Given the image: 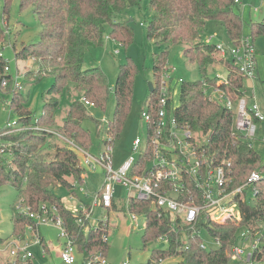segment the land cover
I'll use <instances>...</instances> for the list:
<instances>
[{"label": "trees", "instance_id": "1", "mask_svg": "<svg viewBox=\"0 0 264 264\" xmlns=\"http://www.w3.org/2000/svg\"><path fill=\"white\" fill-rule=\"evenodd\" d=\"M150 1L155 15L147 26L148 37L158 43L185 45L184 54L192 62L197 61L202 75L200 80L181 85L180 104L176 110L178 122L208 135V153L215 164L225 166L233 186L244 183L253 171L264 174V163L259 153L244 136L234 133L235 113L227 110L218 100L210 99L207 93L208 88H219L233 99L245 95L246 77L230 60L218 59L216 54L219 53L214 43L201 40L207 22L216 20L224 24L230 42L238 44L244 36V19L238 11V3L235 0ZM11 3L12 0H3L2 8L0 6V13L2 10L7 20ZM139 3L140 0H20L21 10L32 6L42 30L39 41L24 43L16 50V57L35 59L39 69L37 79L51 76L52 80L43 95V112L36 116L25 101L22 86L16 87L18 76L11 74L10 65L0 50V101L4 99L2 91L12 93L8 105L17 122V130L0 137V141L6 145L0 151V188L11 185L18 193V201L14 206L12 204L13 236L24 235L26 226L34 222L18 211L16 205L39 212L41 205L46 203L57 207L78 252L85 259L98 252L105 255L108 252L109 241L103 239L106 230L100 227L98 231L91 229L85 232L77 223L78 215L66 206L55 190L63 186L71 194H76L78 185L83 181L82 175L87 168L83 166L78 150L66 141L69 139L92 151L93 137L84 128L83 121L90 119L95 123L101 142L107 135H112L115 140L121 135L131 109L135 66L129 60L122 64L111 88L99 66L85 68L84 62L92 49L104 45L108 34L125 47L130 46L134 41V31L129 24L116 20V17ZM250 26L253 36L264 34V20L252 21ZM5 38V27L0 20V40ZM165 54L159 56L154 65L156 82L149 101L155 103L159 97L160 75L166 67ZM222 61L228 68L227 78L209 77L208 67ZM6 67L9 69L6 70ZM4 79L7 80L5 86ZM73 92L78 94L75 98L72 97ZM111 93L116 100L115 114L113 118H107V122L93 116L89 107L81 101L82 97H86L94 102V107L105 112ZM59 96L69 98L66 116L61 123L57 119L61 107ZM52 128L57 131H52ZM52 150H55L54 155L49 158ZM258 188L259 193L255 198L241 202V221L217 223L211 219L205 220L204 215L200 217L202 219H199L196 230L199 233L206 230L221 241L219 247L210 250L200 246L202 235L195 233L180 218L167 212L160 215L159 209L156 210L150 201L133 199L129 209L146 220L145 246L148 240L162 236L168 238L169 247L153 250L147 264H159L161 259L173 257L181 258L179 264H231L230 252L239 239V231L245 228L255 234L259 222L264 223V179ZM6 240L0 237L1 242ZM26 264H31V261ZM261 264H264V260Z\"/></svg>", "mask_w": 264, "mask_h": 264}, {"label": "built area", "instance_id": "2", "mask_svg": "<svg viewBox=\"0 0 264 264\" xmlns=\"http://www.w3.org/2000/svg\"><path fill=\"white\" fill-rule=\"evenodd\" d=\"M240 3L239 0H235ZM214 36H209L207 42ZM216 50L221 59L230 60L238 71L246 78L256 79L258 76V59L255 43L250 36H243L238 44L216 43ZM9 68L6 67V70ZM175 69L165 67L160 75L158 101L147 102V108L142 112V117L147 124L146 139L137 137L133 141V150L137 157L131 155L119 168L114 166V142L112 135H107L102 144L104 149L97 153L83 148L75 142L66 139L82 155V164L90 171L98 168L104 173V182L99 191L90 196L92 203L82 205L72 210L78 215L77 223L88 232L101 228L103 239L108 241L110 234V216L102 215L93 219L97 207L110 209L115 206L117 185L126 190L125 199L131 218L140 223L144 217L129 209L133 199L150 201L159 214L171 213L178 217L184 224L189 225L197 234L196 225L204 215L205 220L211 219L217 223L227 220L241 221V202L253 199L259 193L258 184L264 179L261 171H253L247 180L237 186L232 185V178L228 176L226 168L222 164H215L208 153L207 143L201 142L199 132L190 125L178 122L176 110L179 104L170 101L172 98V74ZM169 78V79H168ZM179 83H184L183 78H178ZM7 85V80H3ZM16 87L20 83L15 82ZM218 101L227 110L235 113L234 133L244 136L250 146L255 142L264 143V108L254 99L251 103L243 95L239 99H233L229 93L219 88H214ZM210 99L215 100L212 95ZM81 101L87 107L95 104L86 97ZM102 122H107L104 118ZM17 122L10 121L7 126L0 129V137L17 130ZM63 138V137H62ZM85 182L83 177L82 183ZM249 189L253 191L249 196ZM75 195V194H73ZM17 210L25 213L34 220L27 225L26 231L31 233V241L26 237H17L12 240L0 241V251L8 252L15 261L25 264L34 254L29 250L31 244L42 243L39 232L40 223L53 224L60 230V236L65 239L61 250V260L65 264H73L76 260L77 246L69 235L65 222L58 213L55 205L46 203L41 205L39 212L29 211L21 205ZM71 210V209H70ZM139 217L142 220L139 222ZM259 228L255 234L250 231L242 233L241 237L232 245L230 257L233 261H244L246 264H261L264 260V223L259 222ZM101 227V228H100ZM159 239L168 238L165 236ZM217 247L221 245L219 238H215ZM239 240L244 246L239 244ZM32 242V243H30ZM248 243V244H247ZM200 246L207 249L202 241ZM245 247V248H244ZM252 248V250H250ZM260 254V255H259ZM161 259L159 264H165ZM85 264H111L107 255L103 252L95 253L85 259Z\"/></svg>", "mask_w": 264, "mask_h": 264}, {"label": "rangeland", "instance_id": "3", "mask_svg": "<svg viewBox=\"0 0 264 264\" xmlns=\"http://www.w3.org/2000/svg\"><path fill=\"white\" fill-rule=\"evenodd\" d=\"M0 6L2 8L3 0H0ZM10 6L9 20H7L2 10L0 13V15L2 14L0 20L3 21L6 33L5 40H0V50L10 65L11 74L14 77L18 76V82L22 86L21 91L24 94L26 103L31 107L36 116H38L43 112V95L51 84L52 77L46 76L43 79H37L39 69L35 59H18L16 57V50H19L24 43L30 44L39 41L42 26L40 21L34 16L32 6L21 10L20 0H12ZM237 6L239 13L244 19V36H250L255 43L261 73L260 84H254L252 79L246 78L245 92L247 96L256 93L260 100H264V34L253 36L250 26L252 21L264 20V0H240ZM154 15L155 11L151 7L150 0H140L139 5L128 7L116 17V20L129 24L134 31V41L130 46L125 47L113 40L108 34L105 38L104 45L92 49L86 55L84 62L85 68L99 66L105 73L111 88H113L120 74L122 64L129 60L136 68L133 77L131 109L123 125L120 137L114 142V166L116 169L131 155L137 157V153L133 150V141L137 137L143 140L146 139L147 124L142 117V112L147 108V102L151 96L149 83L154 84L156 82L154 65L159 56L164 55L166 52V67L175 69L171 82L173 91L171 101H175V104H180V88L182 83L178 82V78H183L185 82H194L202 78L197 61L192 62L189 56L184 54L185 45H170L165 42L158 43L148 37L147 26L153 20ZM209 36H214V39L207 42ZM201 40L214 44L219 42L224 44L231 43L224 24L216 20L207 22L206 28L201 35ZM216 55L218 59L221 58L219 54ZM207 75L211 78L217 77L225 80L228 75V68L223 65L222 61L221 63L209 66ZM73 93L72 97L75 98L78 94L77 92ZM207 93L209 96L212 95L215 100H218L212 88H208ZM2 94L4 95V99L0 101V129L5 128L10 121L16 119L14 114L11 115L8 105L12 93L4 90ZM59 99L61 101V107L57 113V119L61 123L66 116L69 98L67 96H59ZM249 102L251 103V99ZM115 105L116 100L113 93H111L105 112L96 107H89L88 109L93 116L103 120L104 118H113ZM83 126L92 134L94 143L92 152L97 153L99 149H104V145L97 137L95 123L90 119H86L83 121ZM23 128L21 127V129ZM52 129V131H57L56 128ZM47 130L50 129L47 128ZM199 135L201 142H208V135L201 133ZM58 141L60 145H63V142ZM2 147H6L4 141H0V151H3ZM254 149L259 153L264 163V143L255 142ZM54 152L55 150L51 151L52 155L49 158L53 157ZM79 156L82 159V155L79 154ZM6 157L10 156L6 155ZM82 176L85 178V182L78 185L75 195L71 194L63 186H59L55 190L56 194L63 199V202L71 210L79 208L82 203H92L93 199L90 196L99 191L104 182V173L99 168L95 171L87 169ZM116 188L115 206L110 209H104L100 206L97 207L92 219L94 221L104 214L110 216L111 230L108 238L110 247L106 253L107 258L111 264H147L153 250L167 249L169 247L168 242L165 239L148 240L145 246L146 220L143 219L140 223L132 220L125 199L126 190L121 185H117ZM248 194L252 197L253 191L249 189ZM16 201H18V193L13 186L7 185L0 188V237L12 240L21 236L26 237L27 241H31V233L28 231L24 235L13 236V206ZM39 232L44 239V244L36 243L30 245L29 250L34 254L30 259L31 264H65L60 257L65 241L60 236V230L53 224L40 223ZM246 232H248L247 229H241L238 233L239 238L242 233ZM201 235L208 250L217 247L215 238L209 232L203 230ZM239 244L244 246L240 240ZM45 247H48V250ZM180 261V257H173L166 260L165 263L179 264ZM17 263L25 264L22 261H15L4 249L0 251V264ZM73 264H85L84 256L77 252L76 260ZM231 264H246V262L245 260L241 262L231 260Z\"/></svg>", "mask_w": 264, "mask_h": 264}, {"label": "crops", "instance_id": "4", "mask_svg": "<svg viewBox=\"0 0 264 264\" xmlns=\"http://www.w3.org/2000/svg\"><path fill=\"white\" fill-rule=\"evenodd\" d=\"M240 1V0H239ZM257 55H258V53H257ZM252 82L254 83V84H260V82H261V73H260V69H259V64H258V76H257V78L256 79H252ZM245 97H247V99H248V101H250V99H251V101H253L254 99H256L262 106H263V108H264V100H260L259 98H258V96L256 95V93H254L253 95H251V96H247V94H246V92H245ZM69 100V99H68ZM46 248V250H48V247H45Z\"/></svg>", "mask_w": 264, "mask_h": 264}, {"label": "water", "instance_id": "5", "mask_svg": "<svg viewBox=\"0 0 264 264\" xmlns=\"http://www.w3.org/2000/svg\"><path fill=\"white\" fill-rule=\"evenodd\" d=\"M149 88H150V91L152 92L154 90V84L153 83H149ZM142 220V218L139 219V222Z\"/></svg>", "mask_w": 264, "mask_h": 264}]
</instances>
